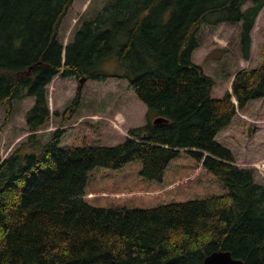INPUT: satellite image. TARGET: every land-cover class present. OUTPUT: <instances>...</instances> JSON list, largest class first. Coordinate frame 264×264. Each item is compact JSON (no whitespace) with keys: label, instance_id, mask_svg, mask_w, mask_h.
<instances>
[{"label":"trees","instance_id":"trees-1","mask_svg":"<svg viewBox=\"0 0 264 264\" xmlns=\"http://www.w3.org/2000/svg\"><path fill=\"white\" fill-rule=\"evenodd\" d=\"M73 1L0 0V106L9 117L14 100L35 99L33 133L0 156V264H202L216 250L264 264V186L216 140L238 108L264 99V46L261 63L237 72L221 98L192 59L200 28L221 23H241L250 59L264 0H107L64 47L59 28ZM113 56L120 71L110 74L103 64ZM61 72L126 79L147 105L146 123L112 146L62 148L61 130L41 140L48 86ZM196 170L153 203L128 196ZM101 192L114 197L91 196Z\"/></svg>","mask_w":264,"mask_h":264},{"label":"rangeland","instance_id":"rangeland-1","mask_svg":"<svg viewBox=\"0 0 264 264\" xmlns=\"http://www.w3.org/2000/svg\"><path fill=\"white\" fill-rule=\"evenodd\" d=\"M106 1L74 0L60 25V41L63 44L71 41L82 22L94 18ZM250 3L251 0H248L245 8ZM240 25L241 23H221L218 26L204 24L199 30L201 45L194 51L192 59L215 79L214 97H223L227 92H232L236 73L244 68H254L262 61L264 8L252 31V47L248 60L241 53ZM103 65L110 74L120 71L116 56L106 59ZM79 91V103L74 107L73 101ZM234 102L238 103L237 100ZM34 103L33 97L14 100V111L9 117L6 115L5 106H0V156L3 159L33 133L27 125L26 114ZM48 103L51 111L50 122L36 133L41 140L48 141L53 133L61 130L62 148L85 143L117 144L125 138L131 127L146 122L148 109L128 87V81L120 77L81 82V79L73 75L60 74L48 86ZM216 140L231 150L238 166L254 168L256 182L264 186V99L251 100L244 109L238 108L230 125L219 132ZM198 172L199 170L188 176L189 179L183 178L159 191L122 195L130 196V200L135 196H145V201H139L140 205L151 200L153 203L169 189L196 177ZM91 196L113 198L114 194L101 192Z\"/></svg>","mask_w":264,"mask_h":264},{"label":"water","instance_id":"water-1","mask_svg":"<svg viewBox=\"0 0 264 264\" xmlns=\"http://www.w3.org/2000/svg\"><path fill=\"white\" fill-rule=\"evenodd\" d=\"M84 79H81L83 82ZM156 123L161 121H168L163 117H158L154 120ZM203 264H246L242 259L233 257L232 253L228 250H216L211 254L207 255L204 259Z\"/></svg>","mask_w":264,"mask_h":264}]
</instances>
